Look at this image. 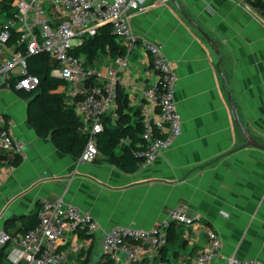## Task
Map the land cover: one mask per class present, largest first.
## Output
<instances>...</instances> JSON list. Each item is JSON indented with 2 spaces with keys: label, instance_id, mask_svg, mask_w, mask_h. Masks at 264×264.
I'll return each mask as SVG.
<instances>
[{
  "label": "crops",
  "instance_id": "1",
  "mask_svg": "<svg viewBox=\"0 0 264 264\" xmlns=\"http://www.w3.org/2000/svg\"><path fill=\"white\" fill-rule=\"evenodd\" d=\"M138 2L129 18L136 42L124 53L127 66L117 70L121 112L132 125L134 110L143 108L142 94L156 81V73L140 41L157 42L178 76L175 101L181 135L151 165H139L133 173L103 161L101 155L77 167V158L59 152L49 138L37 137L26 122L25 100L10 91L15 100H23V114L14 98L12 106L0 107V112L13 118L11 133L22 143L24 157L12 172L0 165V229H28L36 219L39 198L63 197L89 210L99 223L92 235L73 232L60 240L61 250L77 247L68 253L66 264H104L105 231L117 225L148 229L180 206L201 219L172 224L174 241L166 243V260L156 264H186L205 244V224L219 234L222 254L264 264V151L244 145L236 121L237 116L251 138L264 144V4ZM112 59L104 53L90 65L104 69ZM58 90L65 93L66 86ZM128 143V138L122 139L115 153ZM158 253L159 249L147 251L134 261L119 253L118 259L121 264H152Z\"/></svg>",
  "mask_w": 264,
  "mask_h": 264
},
{
  "label": "built area",
  "instance_id": "2",
  "mask_svg": "<svg viewBox=\"0 0 264 264\" xmlns=\"http://www.w3.org/2000/svg\"><path fill=\"white\" fill-rule=\"evenodd\" d=\"M167 1V0H164ZM264 4V0H255ZM11 16L0 23V92L16 89L36 90L39 79L29 73L28 61L39 54L49 56L50 76L64 81L65 95L74 107L79 125L77 130L86 138L76 165L94 162L99 152L96 134L103 130V120L114 122L118 118L117 70L127 66L122 55L112 59L104 69L85 65L80 57L70 53L72 39L94 36L97 29L109 25L111 33L121 40L125 50L131 48L136 38L129 24L138 0H10ZM54 14L58 21L51 19ZM60 17V20H59ZM17 34L16 42L9 43L10 31ZM141 49L148 55L156 81L148 86L142 97L141 138L143 159L141 165H151L165 150L173 146L181 135L182 121L175 101L178 76L164 53L162 45L142 39ZM14 121L0 112V165L8 172L17 166L15 160L24 157L22 143L11 133ZM197 214H189L178 206L168 210L156 225L145 229L117 225L102 235L101 252L111 264H121L118 254L127 261L141 258L145 252L162 248L167 242V229L172 224H193L200 221ZM206 240L203 248L189 257L186 264H263L258 259H243L235 254H222L219 234L209 225H203ZM99 230L98 221L89 210L69 203L63 197L39 198L34 225L22 233H8L0 229V251L6 253L8 264H66L69 252L59 248L60 240L69 233L92 235Z\"/></svg>",
  "mask_w": 264,
  "mask_h": 264
},
{
  "label": "trees",
  "instance_id": "3",
  "mask_svg": "<svg viewBox=\"0 0 264 264\" xmlns=\"http://www.w3.org/2000/svg\"><path fill=\"white\" fill-rule=\"evenodd\" d=\"M5 1L6 3H2L3 8L0 10V19L9 17L13 13L10 0ZM16 39V32L11 30L9 43L16 42ZM125 51V47L117 42L116 37L111 33L110 26L103 25L97 29L94 36H83L80 43L74 45L70 53L77 57H84L83 62L88 66L98 55L105 53L112 58H116L124 55ZM51 68L52 64L48 55L39 54L31 57L28 61V71L38 77L39 85L37 89L26 91L24 89H16L13 86L11 91L17 97L25 100L26 122L33 129L37 137L49 138L52 145L59 152L78 158L83 150L86 138L77 130L79 122L73 107L68 104L65 93L58 90L65 83L61 79L50 76ZM117 102L118 118L113 123L109 119L108 121L103 120V130L96 134L98 156L101 155L103 161L116 166L125 173H133L137 170L143 159L141 155L143 141L141 138L142 120L140 111L139 109L134 110V121L132 125H129L124 120L123 113L121 112L119 91ZM125 138L129 139V143L122 145L119 153L116 154L115 148ZM20 161V159L15 160V165H18ZM35 221L36 219L33 220L29 228L34 225ZM171 227L172 225L167 229L168 243L174 241L170 231ZM5 231L10 233L7 230ZM165 246L159 249V257L152 264L166 260L167 249ZM5 249L0 251V264H5ZM105 258L104 264H111V261L106 256Z\"/></svg>",
  "mask_w": 264,
  "mask_h": 264
},
{
  "label": "rangeland",
  "instance_id": "4",
  "mask_svg": "<svg viewBox=\"0 0 264 264\" xmlns=\"http://www.w3.org/2000/svg\"><path fill=\"white\" fill-rule=\"evenodd\" d=\"M3 2L6 3L5 0H0V10L3 8L2 7ZM0 16H1V12H0ZM4 19H2L1 21H3ZM77 42H78V39H72L70 41V43L73 45H75ZM5 92H6V94L0 98V107L10 108L12 106L11 104H12V100L14 97H12V95H11L12 93L10 91L6 90ZM14 100H15V98H14ZM22 102H23V100L19 99V100H15L13 103L14 106L18 109V112H20L21 114H23Z\"/></svg>",
  "mask_w": 264,
  "mask_h": 264
},
{
  "label": "water",
  "instance_id": "5",
  "mask_svg": "<svg viewBox=\"0 0 264 264\" xmlns=\"http://www.w3.org/2000/svg\"><path fill=\"white\" fill-rule=\"evenodd\" d=\"M207 41H209L208 38H207ZM17 89H20V88H17ZM231 109L233 111H235L234 108H233V106H231ZM235 116H236V114H235ZM236 121H237V125H238V127H239V129H240V131L242 133L243 139L245 141V144L244 145L245 146H252V147H255V148H258V149L264 151V144H259V143L255 142L251 138V136L249 135V133L247 132V130L243 127V125L241 124V122H240V120H239V118L237 116H236Z\"/></svg>",
  "mask_w": 264,
  "mask_h": 264
}]
</instances>
